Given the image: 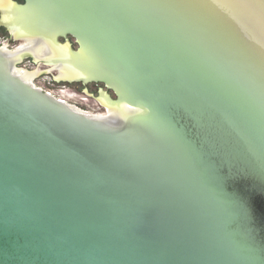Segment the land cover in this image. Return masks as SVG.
<instances>
[{
  "label": "water",
  "instance_id": "95a60500",
  "mask_svg": "<svg viewBox=\"0 0 264 264\" xmlns=\"http://www.w3.org/2000/svg\"><path fill=\"white\" fill-rule=\"evenodd\" d=\"M50 1L102 59L80 80L135 110L87 114L0 51V264H264V29L216 0Z\"/></svg>",
  "mask_w": 264,
  "mask_h": 264
},
{
  "label": "bare ground",
  "instance_id": "6f19581e",
  "mask_svg": "<svg viewBox=\"0 0 264 264\" xmlns=\"http://www.w3.org/2000/svg\"><path fill=\"white\" fill-rule=\"evenodd\" d=\"M229 14H231L240 24L243 22V27L256 38L257 29L260 28L262 31L264 29V0H216ZM13 6V5H12ZM5 8V7H4ZM6 9V8H5ZM8 9V8H7ZM54 7L50 0H28V5L22 8H17L13 6L12 11H10V19L12 21V26L16 28L17 25L20 32L24 33L26 31L30 32V29L36 27H44L40 33L39 41L40 44L34 49V52L42 53L44 50L49 49L50 43L53 46L52 55H56V60L60 66V78L69 79H81L88 77H96L105 73L104 68L101 66V57L97 55L88 43H84L83 47L78 53H72L68 46H58L54 44L53 38L55 34L60 30V25L52 22ZM52 23L51 29H45L46 25ZM246 22V26L244 24ZM258 26V27H257ZM16 30H18L16 28ZM33 31V30H32ZM258 41L264 46V37L261 39L257 35ZM43 47V48H42ZM25 52H16L6 55L7 63L11 64L14 73L21 79L27 82H32L35 74L33 72H27L16 67V63L21 60ZM122 98H125L123 93ZM101 101L110 107H114V112L135 110L131 108L126 103L113 104L110 102L107 96H103Z\"/></svg>",
  "mask_w": 264,
  "mask_h": 264
},
{
  "label": "flooded vegetation",
  "instance_id": "af4514ba",
  "mask_svg": "<svg viewBox=\"0 0 264 264\" xmlns=\"http://www.w3.org/2000/svg\"><path fill=\"white\" fill-rule=\"evenodd\" d=\"M12 5L14 7H17V8H22V7H25L28 5V0H0V51L2 53H4L5 55L16 53V52H21V51L25 52L23 54V57L21 58V60L16 63L17 68H18V65L23 63L24 61H29L30 63H33L35 65L41 64L44 67L50 68L49 71H53L55 69L61 71L60 66L56 60V55H54V56L52 55L54 45H51L50 43H48L50 46L49 49H46V50H44V52L39 53L38 51L41 50L40 49L41 47H39V50L37 52L35 50V52H34V49L38 46V44H40L39 41H42L41 39H39L40 33H42V31H39V29L42 30V28H44V27H36V25H33L35 28L33 29V27H32V29H30V32L26 31V32L22 33V32H20V30H22V28H20V30L18 28V27H21L20 25L16 26V28L18 30H16V28L11 25L12 21L9 17V15H10L9 12L12 11V9H13ZM52 22H55L54 18H52ZM52 26H53L52 23L49 24V22H48V25H46L45 29H51L50 27H52ZM69 37H71L75 41V43L78 45L77 50L72 49L71 43L62 44L59 42L60 39H69ZM53 41H54V44H56L58 46H68V48L70 49V51L73 54L77 53L81 48V43H80L79 39L75 35H73L72 33H62V31H58V33L55 34ZM18 69H21V68H18ZM22 70H24V69H22ZM25 71L34 72V71L26 70V69H25ZM36 71H38V73H37V75H35L33 77V79L36 78L37 76L44 74V72H41L42 70H40V71L36 70ZM61 79H63V81H65V82H79V83H81V85L83 87H85L87 89H88V84L91 82L96 83V84H100V83L103 84L107 88V91L101 90L100 88L98 89V93L100 95V100H98V101L100 102V104L103 107H108L109 109H112V111L114 110V107L107 106L101 101V98L104 95L109 98L110 102L117 101L118 100V94L114 88L109 87L108 85H106L105 83L100 82V81H89V82L85 83L80 79H69V78H61ZM52 81L53 82H59V81H56V79H52ZM30 83H32V82H30ZM34 86H36V85H34ZM38 88L41 89L40 87H38ZM108 90H111L113 92V94L116 97V100L112 99L111 95L108 94ZM47 93H49V92H47ZM49 94H51V93H49Z\"/></svg>",
  "mask_w": 264,
  "mask_h": 264
},
{
  "label": "rangeland",
  "instance_id": "374dc122",
  "mask_svg": "<svg viewBox=\"0 0 264 264\" xmlns=\"http://www.w3.org/2000/svg\"><path fill=\"white\" fill-rule=\"evenodd\" d=\"M60 1L65 3L70 15H78L79 11L72 8L75 6L69 0ZM59 42L62 44L71 43L73 50L78 49V45L71 37H69V39H60ZM18 68L34 71L33 73L35 75L38 73L36 70H42L41 72H44V74L34 78L32 83L37 87H40L43 91L51 93L55 98L62 100L79 110L90 115L107 114L112 111V109H109L108 107H103L98 101L100 100L98 89L100 88L101 90L107 91V88L101 83L96 84L91 82L88 84L87 89L79 82L63 81V79L59 77L60 71L57 69L49 71L50 68L44 67L41 64L35 65L29 61H24L19 64ZM52 79H56V81L59 82H53ZM108 94L111 95L113 100H116V97L111 90H108Z\"/></svg>",
  "mask_w": 264,
  "mask_h": 264
}]
</instances>
